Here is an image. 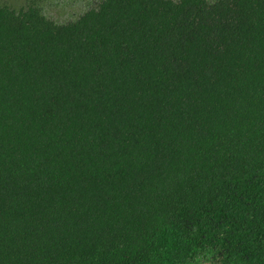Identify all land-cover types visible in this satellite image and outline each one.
I'll return each instance as SVG.
<instances>
[{
    "label": "trees",
    "instance_id": "obj_1",
    "mask_svg": "<svg viewBox=\"0 0 264 264\" xmlns=\"http://www.w3.org/2000/svg\"><path fill=\"white\" fill-rule=\"evenodd\" d=\"M264 264V0L0 4V264Z\"/></svg>",
    "mask_w": 264,
    "mask_h": 264
},
{
    "label": "rangeland",
    "instance_id": "obj_2",
    "mask_svg": "<svg viewBox=\"0 0 264 264\" xmlns=\"http://www.w3.org/2000/svg\"><path fill=\"white\" fill-rule=\"evenodd\" d=\"M178 1V0H174ZM214 2L216 0H208ZM98 0H0V4H8L15 10L25 9L31 5H37L44 15L56 23H67L78 19L86 10L93 7ZM214 264L211 260L206 263Z\"/></svg>",
    "mask_w": 264,
    "mask_h": 264
}]
</instances>
